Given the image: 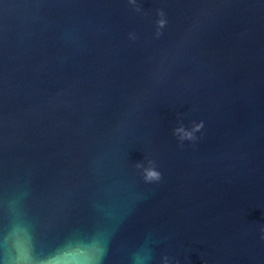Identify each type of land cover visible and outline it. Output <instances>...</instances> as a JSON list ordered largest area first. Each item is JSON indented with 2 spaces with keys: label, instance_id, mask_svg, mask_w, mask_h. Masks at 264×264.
Wrapping results in <instances>:
<instances>
[{
  "label": "water",
  "instance_id": "obj_1",
  "mask_svg": "<svg viewBox=\"0 0 264 264\" xmlns=\"http://www.w3.org/2000/svg\"><path fill=\"white\" fill-rule=\"evenodd\" d=\"M262 237L264 0H0V264H264Z\"/></svg>",
  "mask_w": 264,
  "mask_h": 264
},
{
  "label": "clouds",
  "instance_id": "obj_2",
  "mask_svg": "<svg viewBox=\"0 0 264 264\" xmlns=\"http://www.w3.org/2000/svg\"><path fill=\"white\" fill-rule=\"evenodd\" d=\"M160 179H161V174L159 172L152 170H149L145 177L146 182H153V181L158 182Z\"/></svg>",
  "mask_w": 264,
  "mask_h": 264
}]
</instances>
